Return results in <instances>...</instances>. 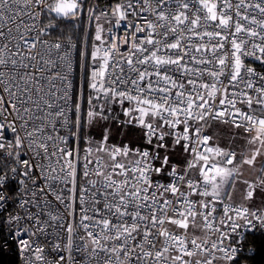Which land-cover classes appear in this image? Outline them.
<instances>
[{"label":"snow or ice","instance_id":"1","mask_svg":"<svg viewBox=\"0 0 264 264\" xmlns=\"http://www.w3.org/2000/svg\"><path fill=\"white\" fill-rule=\"evenodd\" d=\"M84 10L96 21L97 42L78 61L89 76L87 124L109 120L106 109L119 104L122 123L140 130L143 145L109 147L104 128L96 158L91 141L85 149L77 196L79 151L67 143L73 124L79 139L81 116L73 122L68 113L79 114L84 98L82 91L79 102L71 95L75 45L53 30L57 18ZM122 24L124 39L113 40ZM249 59L264 66V0H119L107 11L88 0H0V151L13 161L0 165V189L19 177L21 193L31 192L20 204L26 215L8 217L17 225L24 264H76L74 252L84 264H238L239 248L224 245L225 221L231 233L241 218L264 227V209L226 205L219 221L214 213L223 186L244 165L255 174L243 181L244 199L264 190V159H258L264 157V72ZM214 123L245 134L248 148L239 160L235 150L210 146L217 137L206 131ZM9 130L12 140L5 138ZM169 138L173 150L179 146L190 157L183 168L170 164ZM54 156L58 169L43 163ZM49 195L63 213L48 199L41 206ZM6 198L0 191V207ZM76 201L74 225L67 217L75 220ZM190 227L217 239L190 234Z\"/></svg>","mask_w":264,"mask_h":264},{"label":"built area","instance_id":"2","mask_svg":"<svg viewBox=\"0 0 264 264\" xmlns=\"http://www.w3.org/2000/svg\"><path fill=\"white\" fill-rule=\"evenodd\" d=\"M89 1V0H88ZM119 0H104V2L100 5L99 10H109L112 6H114L116 3H118ZM95 4V0H91V6H93ZM81 14V13H80ZM79 14V15H80ZM78 15V16H79ZM77 16V17H78ZM77 17H69V18H59V19H63V20H67V19H73V18H77ZM45 23H47L46 21H44ZM105 27L107 28L108 25H105ZM127 25L122 24L119 28H117L116 30L113 31L112 33V37L113 40H115L116 36L119 35L120 40L122 41L124 39L123 33L126 31ZM87 31L84 33V35H86ZM56 36V35H54ZM56 37H60L63 38L65 40L71 39V42L75 45V48L73 49V67H74V71L71 75V81H72V89H71V95H72V100L73 102H75L76 99V92L77 95H79L82 91V85L81 83H79V89H76V87H78L76 85V67H77V59H76V49H77V41L75 38L72 37H62V36H56ZM105 39H108V33H105ZM86 41V40H85ZM120 51L127 53V46L121 44L120 46ZM246 63H249L251 66L256 67L258 71H262L264 72V66H261L258 64V62L253 61L251 59L247 60ZM91 71V69H89ZM56 87H61L59 81L56 82ZM88 91L90 93V89L88 87ZM128 105L125 104L124 107H127ZM68 115L70 116V118L73 120V122L75 121V117H76V113L75 112H70L68 113ZM123 117V118H121ZM119 117L118 124H123L122 122H124L127 118L123 115V111H122V116ZM220 123H214L212 125L211 128H209L206 131V134L208 135H212L211 132L213 131L214 127ZM126 126H129L131 128H133L134 130H136L138 133V139L135 143H130V142H122V143H107L109 147L112 146H122V145H130V146H135V147H141L143 145V141L140 140V130L138 128H136L134 125H129V124H125ZM225 125V124H223ZM226 126H230L231 125H226ZM72 131L74 133V135L69 136L68 137V143H67V147L73 151L74 153L78 150L79 151V172L81 174H78L77 176V196H79V188L84 184L85 180L84 177L82 176V171H83V164H84V153H85V149H87L90 145H89V141H91V139L88 136H79V139L76 138L75 136V132H76V128H75V124H73V128ZM242 132V130H240ZM61 135H66V131L62 130ZM245 135V134H243ZM5 138L7 140H12L13 136L11 131H5ZM101 142L99 140L96 141H91V146L93 148V154H92V159L96 158V152H95V148L96 145ZM168 144H169V149L168 152L170 154V164H177L179 165L181 168L184 167L185 162L187 159H189L190 157L183 152V150L177 146L175 148V150L172 149V142L171 139L169 138L168 140ZM215 143L213 141H210V146H214ZM220 146V145H219ZM222 147V146H220ZM224 148V147H222ZM232 149L235 150L238 154L237 159L240 157L239 154L241 153L238 149L233 148V147H228L225 149ZM165 154L164 150H161V157H163V155ZM103 155V154H101ZM24 159H28V156H24ZM105 159H107L105 157ZM57 157H53L52 160L49 162L47 159L43 161V163L48 166L50 164L51 168L53 169H58L59 168V164H57ZM0 165H8V166H12L13 165V161L9 160L6 155L0 151ZM156 166H159V161L156 162ZM36 171H39L38 169ZM54 172L49 171V175H54ZM164 182H167L168 178L167 176H163L162 177ZM19 177L17 179H10L7 181V183L4 185V187L2 189H0V191H3L6 195V199L3 201V207H0V249H4V250H11L13 249L16 253H17V258H18V264H24V256L22 254V250L19 246V238L16 236V227L17 225L15 224H9L8 221V217L10 215L15 216V215H20V216H25L26 215V210L21 208L20 204L22 200H27L30 196H31V192H28L26 194L21 193L20 191V185L18 183ZM29 188H32L31 183H29L28 185ZM36 191L40 192L42 191V188L40 186H38L36 188ZM193 199H200V197L198 196H194L192 197ZM44 199H48L51 200L52 203V209H59L60 212H64V208L62 205H60L57 201H55V198L51 195L47 196V197H42L41 198V206H43V200ZM226 205H232L233 207H240V206H245L248 207L250 210L255 211L257 209H264V207H254V206H249L248 204H236L233 202H230L229 200H227L225 197L222 196V201L221 202H217L216 204V213H214V215L217 217V221H219V219L223 218V209ZM74 209H75V213H76V218L75 220H73L72 216L69 215L67 217V222L69 223H73L75 225V223L78 222L79 220V213H80V207L81 205L79 204L78 201H76L73 205ZM40 209L35 208V207H31L28 209V211H32V212H38ZM233 219H237L234 215H233ZM250 220H252V223L250 224H245V221L241 218L238 219V223L240 224V227L237 228L235 233H231L230 229L227 227V221H225V231L228 232L229 234L227 235V237L224 240V245H231V247H237L239 248V252H238V264H249L246 261H244L243 259H241L242 257V251H243V243L247 237V235L249 233H251L252 231H254L255 229L258 228H264L262 227L258 221L254 220L253 218L249 217ZM197 222L199 223V217L197 218ZM24 226H27L26 221H22L21 222ZM173 226V225H172ZM217 226H219V224L217 223ZM167 228H169L170 230L174 231V232H179L182 233L184 230L182 229H178L175 226L171 227V225H166ZM188 232L190 234H194L197 237H200L202 239H206L209 242L216 240L218 234H212L209 232H205V231H200V230H193L191 227L189 228ZM79 235L83 236L84 233L82 230L79 231ZM24 239H28L27 235L23 236ZM33 239H36L35 237H33ZM76 239V242L79 243V239L78 237L74 238ZM74 256V260L76 261V264H84V257L82 253H78V252H74L73 253ZM186 259H199V257H191L188 258L186 257Z\"/></svg>","mask_w":264,"mask_h":264},{"label":"rangeland","instance_id":"3","mask_svg":"<svg viewBox=\"0 0 264 264\" xmlns=\"http://www.w3.org/2000/svg\"><path fill=\"white\" fill-rule=\"evenodd\" d=\"M88 6H91V0L88 1ZM95 6V4H94ZM100 6H97V9H99ZM83 13H85L84 15V32H83V42H82V53H84V49L86 47V36L89 32L90 29H93V43L91 45V50H92V46L93 44L97 43L94 40V36H95V27H96V21L94 19H89L88 17V13L86 10L82 11L81 14L77 17V18H73V22L75 23L76 26H79V24H81L82 19H83ZM87 31L86 35H84V33ZM77 59V57H76ZM81 59H83V55H81ZM91 63V61H90ZM90 69V68H89ZM76 75H77V71H76ZM83 73L80 71L79 75H77L76 80L78 79V81L76 82V85L78 87H76V89H79V83H81V85H83ZM76 97H77V102H79L80 100V94L77 95L76 92ZM87 104H88V97H87ZM111 111L108 112L106 109V114L109 115L111 118L109 120H102L99 122H94L91 125L87 124V117L86 120L84 122L85 125V129H84V133H82V122H81V131H80V135L81 136H88L91 141H102L103 140V134H102V130L104 128H107L110 130V135H109V139L107 141V143H122L121 141L126 140L128 138H130V140H135V136L133 135H129L127 132L128 127L125 124H118V119L121 116L118 115L121 109V106L119 104H112L111 106ZM89 110V105H88V109ZM122 112V110H121ZM77 115H80V113H76V117L75 120L77 118ZM81 116V115H80ZM123 118V117H121ZM224 129L227 133V135H229V139L228 141L224 140L223 137H226V134L224 133ZM138 132L136 131L135 134L136 136V141L138 139ZM213 133L216 134L217 139L214 140V142L222 145L224 148H228V147H233L238 149L241 153L246 152L247 151V144L246 141L244 139V135H234L235 133H238V131H236L235 129L232 128H228L225 126H217L214 127L213 131L211 132V134L213 135ZM240 133V132H239ZM134 138V139H133ZM227 138V137H226ZM222 142H221V141ZM123 142H129V141H123ZM240 159V157L238 158V160ZM258 159H264V157L262 158H258ZM241 174L237 177V179L235 181L232 182L229 192H228V197L230 199H237L242 197L245 194V188L246 185L243 183L244 180H249L251 181L252 179H254L255 174L253 173L252 169H250L247 165H244L241 167L240 170ZM229 188L228 185L223 186L222 188V192L224 193L226 191V189ZM260 197H264V190H260L257 189L254 193V198H260ZM171 227H173L171 225Z\"/></svg>","mask_w":264,"mask_h":264},{"label":"trees","instance_id":"4","mask_svg":"<svg viewBox=\"0 0 264 264\" xmlns=\"http://www.w3.org/2000/svg\"><path fill=\"white\" fill-rule=\"evenodd\" d=\"M104 0H95V6H100ZM84 15L83 13V19L81 24L79 26H76L75 23L73 22L72 19H59L57 18L55 23L57 24V27L53 30V35L56 36H62V37H72L75 38L77 41V49H76V57H77V75H79L80 66L78 64V61L81 59L82 55V42H83V32H84ZM47 22V20H45ZM93 41V29H90L87 36H86V47L84 49V52H91V45ZM90 63V59H89ZM88 72L90 73V70L88 69ZM83 85H82V92H83V103L81 107V122H82V133H84V122L86 120V114H87V109H88V104H87V97L89 96V91H88V80L89 76L87 73H83ZM78 79L76 80V82ZM75 102H77V97L75 99ZM122 108L120 109V112L118 115L121 116ZM222 126V125H218ZM127 132L131 136H135V140H130V138L123 140V141H129L130 143H135L136 142V130L133 128L127 126ZM224 133L226 134V137H223L224 140L228 141L229 135H227L225 129ZM134 139V138H133ZM121 141V142H123ZM221 141V140H220ZM222 142V141H221ZM249 249H253L252 252H249ZM244 261H246L249 264H264V228H258L249 233L243 243V251H242V257ZM0 264H18V258H17V253L11 249V250H4L0 249Z\"/></svg>","mask_w":264,"mask_h":264},{"label":"crops","instance_id":"5","mask_svg":"<svg viewBox=\"0 0 264 264\" xmlns=\"http://www.w3.org/2000/svg\"><path fill=\"white\" fill-rule=\"evenodd\" d=\"M218 125H222V126H225V127L234 129L233 127L226 126V125H223V124H217L215 127H217ZM235 130L238 131V132H240V133H242L240 130H237V129H235ZM214 143L215 144H218L216 142H214ZM218 145H220V144H218ZM220 146H222V145H220ZM229 189H230V186H229V188L226 189V191L224 193H221V196L225 197L230 202H233V203H236V204H248L249 206H254V207H264V197L253 198V200H250L249 201V200H245L244 199V195H245L244 194L242 197L232 200V199H230L228 197ZM246 191H247V188H245V193H246Z\"/></svg>","mask_w":264,"mask_h":264}]
</instances>
